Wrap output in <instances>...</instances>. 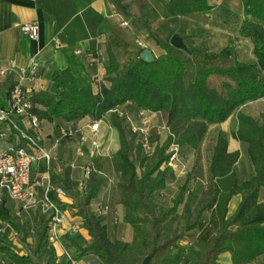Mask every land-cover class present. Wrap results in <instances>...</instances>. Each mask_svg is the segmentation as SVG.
<instances>
[{
	"label": "trees",
	"instance_id": "16d2710c",
	"mask_svg": "<svg viewBox=\"0 0 264 264\" xmlns=\"http://www.w3.org/2000/svg\"><path fill=\"white\" fill-rule=\"evenodd\" d=\"M243 1L251 19L243 22L240 34L251 40L255 63L239 61L230 47L219 53L188 47L186 53L192 63L171 51L146 63L140 59L143 50H131L123 38L113 33L106 47L108 86L103 85L96 93L91 85H82L70 70H63L56 71L52 77L59 90L57 94L30 95L31 112L41 120L73 122L90 117L99 121L113 112L112 124L119 132L117 155L122 161V174L116 190L135 238L131 244L110 238L102 218L91 209L104 183L100 176L92 174L87 181L86 196L79 201L73 194L78 201L73 207L92 239L89 246L72 242L77 259L94 256L102 264H143L145 260L148 264H220L219 258L225 253L230 254L232 264H252L264 259V201L261 200L264 108L261 122L241 111L251 101L264 99V1ZM164 6L171 16L211 9L205 0H172ZM213 78L223 80L221 89L211 86ZM126 104H131L136 112L161 113L169 129L167 140L159 148L156 145L150 155L136 143L139 164L131 158L133 136L130 138L124 120L114 112ZM231 115L238 119L233 138L248 145L253 177L242 183L238 181L235 166L240 152H229L228 141L220 135L211 158L207 204L197 215H192V198L185 200V187L171 201V206L160 203L156 194L166 189L168 175L173 173L168 167L162 168L169 160L166 150L170 145H179L180 155L183 147L196 150L210 126L226 122ZM17 123L20 129L28 130L21 121ZM235 196H240L241 202L235 213L228 216L229 203ZM206 210L210 213L207 220L202 216ZM179 218L184 226H180ZM0 221L20 234L19 247L0 234V264H4L3 259L10 264H67L59 260L55 248L48 243V219H41L34 241L29 240L27 223L18 222L5 201L0 205ZM194 232L197 235L191 244L181 249L179 243Z\"/></svg>",
	"mask_w": 264,
	"mask_h": 264
},
{
	"label": "crops",
	"instance_id": "0c3cea01",
	"mask_svg": "<svg viewBox=\"0 0 264 264\" xmlns=\"http://www.w3.org/2000/svg\"><path fill=\"white\" fill-rule=\"evenodd\" d=\"M171 1L0 0V71L6 70L4 75H0V105L8 106L6 91L17 81V72L28 68L34 61L39 63L40 74L38 78L24 84V89L30 95L40 92L57 94L59 90L52 77L56 71L63 70H70L82 85H91L96 93L99 92L103 85H109L106 80L108 64L106 47L108 37L113 33L123 38L130 45L131 50L137 52L150 49L155 58L164 55L166 51H171L179 58L187 57L186 50L174 48L170 44V36L177 34L183 38L187 48L194 47L203 52L219 53L230 47L239 61L249 64L256 62L251 40L240 34L243 22L251 19L247 14L248 6L243 0H205L211 7L209 11L179 16H171L166 12L164 5ZM33 23L39 28L36 40L31 39L21 28L24 24ZM56 40L62 42L63 46L57 47ZM136 41H141L145 47H139ZM259 101H263L264 108V99L256 102ZM246 105L242 107V112L256 119L253 113L245 110ZM118 110L130 112L134 118L138 116V112L133 110L131 104L123 105ZM112 113L109 112L99 120L100 129L95 140L89 129V125L93 122L90 117L73 122H65L61 119L52 122L41 120L37 137L40 143L50 150L52 162L50 166L45 163L34 166L33 181L46 183L50 178L54 184L64 188L68 184L65 173L67 171L68 176L70 167L73 168L77 178L80 174L79 170L84 175V168L94 164L96 158L103 165V170L113 174L116 179L118 177L120 181L122 161L117 155L120 149V136L112 124ZM149 116L152 131L155 129L154 131L159 133L158 142L161 146L169 136L165 119L161 113L150 112ZM21 123L28 129L26 119ZM209 130L218 131L212 151L219 136L222 135L228 141L229 152H240L235 166L238 181L242 183L251 179L254 169L248 155V145L233 138V133L238 130L236 115H231L222 124L210 126ZM63 131L71 132L72 136L64 137ZM82 136L89 140L84 145L86 157H79L77 153ZM10 147L30 150L26 139L18 135L9 125L0 124V153ZM191 150L193 149L189 147L181 148L182 153L185 154H189ZM90 152L95 153L93 157L89 155ZM94 166L96 167L95 164ZM96 168L101 172L97 174L98 176H106L103 170ZM167 188H169L168 183ZM39 191L42 192L43 188ZM263 191L262 201H264ZM66 193L67 197L60 202L67 205L64 208L67 219L60 233L61 242L56 247L57 256L61 261H65L62 256L65 250L72 254L76 251L71 245L72 242L80 238L79 245L83 241V246H89L92 240L83 227L82 218L77 215V210L72 208L75 198L68 195L67 191ZM4 201L21 224L32 222L35 215L46 220L39 212L32 210L20 212L19 204L7 196H4ZM240 202V196L231 199L228 216L235 213ZM106 205L109 211L101 218L107 226L110 238L131 244L135 237L127 230L129 224L125 220L126 211L120 197L109 200V197L100 190L91 204V209L98 215V210ZM209 216L208 212V218ZM18 218H21V221ZM72 224L80 226L78 231H70ZM179 244L180 248L184 249L191 244V241L186 238ZM81 262L101 264L94 256L84 257ZM219 263L232 264L230 254L221 255ZM143 264H148V260Z\"/></svg>",
	"mask_w": 264,
	"mask_h": 264
},
{
	"label": "built area",
	"instance_id": "2783aa9c",
	"mask_svg": "<svg viewBox=\"0 0 264 264\" xmlns=\"http://www.w3.org/2000/svg\"><path fill=\"white\" fill-rule=\"evenodd\" d=\"M22 31L31 39L36 40L39 35L37 24H24L21 26ZM136 44L144 48L141 41H136ZM57 47H62L63 44L56 40ZM6 70H1L0 75H4ZM17 81L8 88L6 96L8 106L0 105V124H7L10 127L18 130L19 134L27 140L30 150L23 147H10L0 153V205L4 201V196L19 204L20 212L35 211L45 216L49 220L50 228L48 232V243L55 248L61 242L63 229L66 223V212L60 202L61 199L67 197L66 191L54 184L50 178L47 182L33 181L32 173L34 166L45 163L50 166L52 162V154L38 140L37 134L41 128V119L31 112L32 104L30 94L24 89L25 82L34 80L39 77V63L34 61L32 64L23 70L17 72ZM119 116L125 119L126 126L131 132L139 138L138 143L144 153L152 154L154 151V143L151 139L152 124L150 121V112L145 110L138 111L137 118H134L130 112L114 111ZM26 119L28 130H22L17 125L18 121ZM92 137L95 140L98 136L100 123L93 121L89 125ZM64 137H71L72 133L63 131ZM88 138L82 136L77 150L79 157H86L84 145L88 143ZM95 145V143H93ZM92 144V145H93ZM94 152H90V156H94ZM166 155L169 160L162 168L168 167L175 171L180 162V147L179 145H170L166 150ZM85 179H89L92 174H101L98 172L94 164H89L84 168ZM43 188L40 192L39 189ZM109 211V207L102 206L98 210V216L102 217ZM80 228L77 224L70 226L71 232H76ZM0 234L6 235L12 242L19 244L20 234L10 225L0 222ZM67 264H82L81 260L77 259L68 250L62 255ZM102 264V263H101Z\"/></svg>",
	"mask_w": 264,
	"mask_h": 264
},
{
	"label": "rangeland",
	"instance_id": "374dc122",
	"mask_svg": "<svg viewBox=\"0 0 264 264\" xmlns=\"http://www.w3.org/2000/svg\"><path fill=\"white\" fill-rule=\"evenodd\" d=\"M185 59H187L190 63H192V59L188 55H186ZM223 83L222 79L219 78H213L210 80L211 86L221 89V84ZM246 111H250L251 114L256 117V120L261 122L260 114L263 111V101L259 102H254L251 104H247L246 107H244ZM242 111V108H241ZM124 112V111H122ZM120 117V116H119ZM121 118V117H120ZM121 120H125L121 118ZM125 123V121H124ZM126 124V123H125ZM127 128V133L130 134V138L132 139V148H131V158L136 164H139L138 162V153L136 150V143L138 142V136L133 134L131 130ZM155 130V129H154ZM151 131V139L154 145L157 148L161 147L158 138H159V133L158 131ZM166 131L168 132L169 129L167 128ZM169 133V132H168ZM218 136V131H210V133L206 135L204 141L201 146L196 149V150H191L189 154L182 153L181 155V160L177 166V169L175 171H172L173 173H170L168 175V181L167 183L169 184V188L159 192L156 194V199L162 203L165 206H171L172 205V200L179 194L180 190L185 187V193H184V198L187 200L189 196L192 198L191 202V210L192 215H197V213L202 209L203 206H205L210 199V189L208 187L209 182L211 181V173L210 172V165H211V158H212V153H213V144L215 139ZM157 143V144H156ZM186 156V157H185ZM94 164L96 167L99 169L103 170V165L100 163L99 159L96 158L94 159ZM71 168V169H70ZM69 168V174L67 176V171H66V181L68 184L65 185L63 188L65 191L68 192V195L73 196L75 194L78 196L79 201L82 200L88 190L87 186V179L85 178V173L83 175V172L79 170L80 174L75 178V172L73 173V168ZM78 169V168H77ZM77 171V170H75ZM106 176H101V178L104 180V183L101 185L100 190L103 191L104 195L109 197V200H113L116 197H120V194L117 189V185L120 181H118V177H114L113 174L107 173V171L103 170ZM81 188V189H80ZM263 197H264V191H263ZM78 201L73 200L72 202V207L73 205L75 206ZM184 205H182L179 208L180 215L183 212ZM203 218H208V210H206L202 214ZM41 217L39 215H35L33 217L32 222L27 223V227L29 228L30 231V241H34L36 238V233L38 226L41 221ZM19 221H21V218H18ZM179 224L180 226H184L185 223L184 221L179 218ZM129 234L135 237V232L134 229L129 225L128 229ZM197 233H190L187 238L189 241H193ZM130 237V236H129ZM113 239V238H112ZM80 242V238L77 240ZM67 244V243H66ZM84 242L82 241L80 246H83ZM76 256V251L72 254ZM4 264H10L7 260L3 259ZM255 264H264V259L255 262Z\"/></svg>",
	"mask_w": 264,
	"mask_h": 264
},
{
	"label": "water",
	"instance_id": "95a60500",
	"mask_svg": "<svg viewBox=\"0 0 264 264\" xmlns=\"http://www.w3.org/2000/svg\"><path fill=\"white\" fill-rule=\"evenodd\" d=\"M170 44H171V46H173L174 48H177V49H179V48L182 50L188 49L183 38L177 34H175L171 37ZM140 59L146 63H152L155 61L156 58H155L154 54L152 53V50L145 49L140 54Z\"/></svg>",
	"mask_w": 264,
	"mask_h": 264
}]
</instances>
